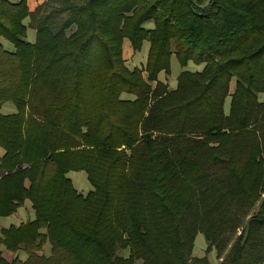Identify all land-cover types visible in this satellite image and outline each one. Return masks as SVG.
I'll use <instances>...</instances> for the list:
<instances>
[{"label": "trees", "instance_id": "trees-1", "mask_svg": "<svg viewBox=\"0 0 264 264\" xmlns=\"http://www.w3.org/2000/svg\"><path fill=\"white\" fill-rule=\"evenodd\" d=\"M49 10L57 28H35L28 0H0V221L27 200L35 213L0 231V264H264V0ZM125 40L150 43L144 68ZM173 56L204 69L171 89ZM82 171L86 196L68 177ZM199 233L207 255L191 259Z\"/></svg>", "mask_w": 264, "mask_h": 264}, {"label": "rangeland", "instance_id": "rangeland-1", "mask_svg": "<svg viewBox=\"0 0 264 264\" xmlns=\"http://www.w3.org/2000/svg\"><path fill=\"white\" fill-rule=\"evenodd\" d=\"M11 2H19V0H8ZM79 3H83L86 0H74ZM64 0H30V11L32 12V17L33 21H36L37 24L35 25V28L37 26H48L51 29H56L57 26L60 23V19L54 18V17H48L47 15L49 14V9H51L52 6L58 7L63 4ZM31 22V19H27L25 21L26 25H29ZM33 23V22H32ZM145 28L147 29H153L154 28V23L149 22L145 25ZM36 37V31L29 29L28 30V37L27 40L29 42H34ZM3 46L5 47L6 50H12L14 51V46L3 40L2 41ZM150 49V43L148 41L144 42L143 48L141 49L140 52H134L132 49V46L128 40H125L124 43V56L126 59L127 65L131 68H138L142 69L145 67L146 62H147V57ZM204 69V65H196L194 63H189L186 68H182L178 60L176 59L175 56L172 57V64H171V74L167 76L165 72L160 73L159 79L160 81L164 82L167 84L171 89L176 88L177 86V81L179 76L181 75L182 72H201ZM144 77H147V74L144 73ZM234 86L235 82L233 81L231 85V90L232 92L234 91ZM123 98H132L129 95H123ZM229 105H230V99L227 100L226 102V111L228 112L229 110ZM16 112V108L12 103H7L3 106L2 108V114L7 115V114H14ZM68 177L72 180L75 189L82 195H87L90 191L93 190V186L90 184V182L87 179V174L85 172H71L68 174ZM29 203V204H28ZM26 203L23 207L18 210L17 214L11 218V220L14 219V221H10L7 223V225L2 223V226L7 227L8 225L11 226L10 224H13L16 227H19L22 223H26L28 221H32L35 218V213L34 210L31 208V203L28 202ZM258 206V205H257ZM27 208L30 209L29 213L27 212ZM8 221V220H7ZM6 221V222H7ZM1 226V227H2ZM240 234V230L236 236ZM235 239L231 242L228 250L230 247L233 245ZM48 246V247H47ZM45 247V253L49 252L50 245H47ZM208 247V244L205 240V237L202 233H199L196 237L195 243H194V248L193 251L190 255V258H202L206 256V249ZM6 255L11 256L13 253L8 252L4 250ZM119 255L121 256H128V252L125 250L120 249L118 251ZM26 256V255H25ZM208 259L211 264H220V260L217 259L216 252L213 251L210 254L207 255ZM26 259V258H25Z\"/></svg>", "mask_w": 264, "mask_h": 264}, {"label": "crops", "instance_id": "crops-1", "mask_svg": "<svg viewBox=\"0 0 264 264\" xmlns=\"http://www.w3.org/2000/svg\"><path fill=\"white\" fill-rule=\"evenodd\" d=\"M11 2V1H10ZM12 3H18V2H12ZM28 5H29V8H30V0H28ZM31 10V9H30ZM35 41V40H34ZM8 51H10V52H13L12 50H8ZM13 114V113H12ZM7 115H10V114H7ZM5 154H6V151L3 149V148H1L0 147V158H3L4 156H5ZM84 196H86V195H84ZM28 202H30L29 200H27L26 201V203H28ZM25 203V204H26ZM31 203V202H30ZM29 204V203H28ZM31 208H32V203H31ZM20 210V209H19ZM29 210L30 209H28L27 208V212L29 213ZM33 210V209H32ZM17 214V213H16ZM16 214H14V215H12V216H10V217H5V218H2L1 219V221H0V231L1 230H3V229H9L11 226H14L13 224H10L11 226H7V227H4V226H2V223L4 222V224L5 225H7V223H9L10 221H14V219L13 220H11V218L12 217H14ZM8 220V221H7ZM7 221V222H6ZM2 226V227H1ZM47 246V245H46ZM45 246V247H46ZM48 247V246H47ZM5 249H2V252H3V257L8 261V262H12V261H14V259L15 258H17V257H19L20 259H22V260H24L25 258H26V256H25V254L21 251V252H19V253H17V254H12L11 256H8V255H6V253H5V251H4ZM50 253H51V248H49V252L48 253H45V249H44V254L45 255H47V256H49L50 255Z\"/></svg>", "mask_w": 264, "mask_h": 264}, {"label": "built area", "instance_id": "built-area-1", "mask_svg": "<svg viewBox=\"0 0 264 264\" xmlns=\"http://www.w3.org/2000/svg\"><path fill=\"white\" fill-rule=\"evenodd\" d=\"M27 167V166H26ZM8 174L7 171H1L0 172V179Z\"/></svg>", "mask_w": 264, "mask_h": 264}]
</instances>
